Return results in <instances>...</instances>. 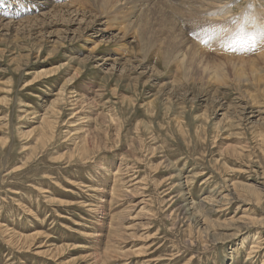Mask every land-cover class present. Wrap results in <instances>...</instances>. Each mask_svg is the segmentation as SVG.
I'll return each mask as SVG.
<instances>
[{
	"label": "rangeland",
	"instance_id": "1",
	"mask_svg": "<svg viewBox=\"0 0 264 264\" xmlns=\"http://www.w3.org/2000/svg\"><path fill=\"white\" fill-rule=\"evenodd\" d=\"M8 1L34 6L30 0ZM107 1L105 7L102 0L63 1L84 2L92 12L104 13L100 27L108 33L98 41L118 36L93 52L94 36L68 40L56 52L43 42L47 48L38 55L26 28L17 44L14 32L0 33V225L22 235L39 234L25 245L0 229V264H103L109 248L120 259L105 264H264V42L257 50L232 55L196 41L197 50L211 55L197 59L190 80L180 29L205 27L208 15L197 13L190 0H137L136 8L133 0ZM232 4L235 9L225 18L210 17L239 24L228 34L236 32L229 46L238 48L236 42L245 38L241 26L247 30L249 19L264 25V0ZM167 17L170 23H164ZM216 42L211 46L219 49L222 41ZM122 43L134 46L133 52L117 50ZM108 55L106 62L98 60ZM114 58L124 60L112 66ZM26 61L33 65L21 67ZM213 65L223 68L217 74ZM41 69L51 71L34 79ZM240 69L244 74L237 79ZM194 82L204 101L189 99L184 88L178 108L166 89ZM63 88L66 92H59ZM59 95L66 99L57 104L53 134L41 142L36 134L41 117ZM189 202L195 204L191 212L199 211L202 234L191 214L189 221L182 212Z\"/></svg>",
	"mask_w": 264,
	"mask_h": 264
},
{
	"label": "bare ground",
	"instance_id": "2",
	"mask_svg": "<svg viewBox=\"0 0 264 264\" xmlns=\"http://www.w3.org/2000/svg\"><path fill=\"white\" fill-rule=\"evenodd\" d=\"M79 1L81 2V0H79ZM130 1H132V0H126V3H129ZM133 1H134V4H137V5L134 6L136 8L138 6V3H137L138 1L137 0H133ZM193 1H195V2H192L190 0V5H195V7L197 8V10H196L197 13H199V14L205 13L208 16H222L223 18H225L228 13L234 11L233 9H235V7L233 6L232 3H236L237 0H193ZM21 2H22V0H21ZM30 2L32 4H35L34 7H32V11H31V14L32 13H35V14L29 15V16L27 15V17H24L22 19L21 18L19 19V17L21 16V14L19 12V9H15L11 14H7V13L3 14V13H1V11L2 12H5V11L8 12L9 9H10V5H12V4L8 0H0V7L3 8L2 10H0V33H2V32H8V31L14 32V35H11V36H13V37L16 38L15 40H16V44H17L18 41L21 38V35L23 34V32H24V30L26 28V30L28 31V33H30L31 36L32 35L34 36L33 37L34 38V41L32 42L33 44L31 45L32 46V49L31 50L34 51L35 50V47H38V49H37L38 52H39V53H37L38 55L40 54V52L42 53L47 48V47H45V45L43 44V42L44 43H49L50 44V47L52 48V49H50V51L56 52L57 50L63 48L65 42L68 41V40L70 41L69 43L76 42L77 40L78 41L79 40H83V41L86 42V39H87V41H91L87 37H93L94 36V37H97V38H96V40L94 39V42H93L94 43V46H93V48L91 50L93 52L94 50L101 48L102 45H111L113 43V41L115 42L116 39L118 38L117 35L116 36H112V39H111L112 41L110 42V41L106 40L105 42H107V43H105L103 40H101V41H98L97 40L98 38L105 37L107 35V33H108V31H106V29H102L100 27V25L102 24V21H101L100 18L103 17L104 13H102V12L101 13H94V12H92L87 7V5H86L87 3H84L83 2V3H81L79 5V3H80L79 2L78 3L79 6H76V4H74V3L58 2L57 0H36V1L30 0ZM107 2H108L107 0H102L101 7L107 6V4H106ZM229 6H231V7H229ZM73 7H74V9H73ZM81 7H82V9H81ZM228 7H229V10H228ZM191 10H192V7L190 6V11ZM147 11H150V10H147ZM262 12H263L262 22H264V11H262ZM87 13H91V16L87 17ZM168 15H169V17L171 19H173L175 22H178L180 24L178 17L173 12H168ZM28 17H32V20L30 18H28ZM65 18H67V19H65ZM170 18H168V17L165 18L164 19V23H166V22H169L170 23V21H171ZM17 19H19L20 21L17 20ZM69 19H71V20H70V22L67 23L68 25H65V27L63 28L62 27L63 22L66 21V20H69ZM233 21H235V20H233V18H227L226 20H224V22H217L218 25H216L214 27H210L208 25H206L205 27L199 26L198 28L190 27V29H187L186 32H184L182 29H180L181 32L184 33V37L186 39V43L185 44H187V48H188V49L185 50V46L183 47V54H184L185 57L188 56V54L190 56V61L188 62L189 63V66H190V69H192V71H190V80H194V78H195V75H194V72L193 71L196 70V69H198L199 64L197 63V59L198 58L199 59H204V56L211 55V53L207 52L205 49H202L200 47L199 48L201 49V51L197 50V48H196V39H194V37L195 36L196 37H200V34H203V32L205 34L207 32H209L210 35H207L206 34V36L203 37V35H204L203 34L202 35V38L203 39H201V40H205L208 36H210V38H212V36L217 33V31L220 29V27H221V29L223 31H228V32H230L231 30L232 31L233 30H236L237 29V26H239V24L235 25L233 23ZM131 24H132V22H130V20H129V25H131ZM73 25H75V26H73ZM200 29L203 30L201 33H199V30ZM60 31H63L64 35L59 36V32ZM189 33H190V38L188 37V34ZM235 33L231 34L229 37L227 36L225 38H219V39H217V42L216 43L218 44L220 41H222V48L221 49L222 50L225 49L226 51H229L232 48V47L229 46V40L233 37V35ZM40 35L41 36H44L45 35L46 37L45 38L39 37ZM69 35H72L73 37L70 38ZM240 35H243V34H240ZM124 36L125 35L121 36V39H124L125 38ZM39 38H41V39H39ZM46 38H48V39L45 40ZM263 40L264 39L262 37L260 38V40H257L256 45H255V48H257L260 45L262 46L263 45V42H264ZM4 41H6V39H4ZM53 43H55V45H53ZM239 47L238 48H235L236 50H231V51L244 50V49H241V48H243V47H241V44H239ZM117 50H123V51L126 50V51H129V52H133L134 46H128V45H124L122 43V45L120 46V48H118ZM156 54H159V51H157ZM30 55L31 54H27V57H29ZM38 55H37V58L39 57ZM262 55L264 56V53H262ZM34 56L35 55H33V57ZM232 57L233 56H231V58ZM259 57H262V56L259 55ZM109 59H110V56L109 55L106 58H104V57H99L98 58V60H103L104 62H106ZM240 59H242V61H244L243 59H245V58H240ZM121 60H124V58L123 59L122 58L121 59L114 58L113 59L112 66H115V64L118 61H121ZM36 61H38V60L36 59ZM81 61H83L84 64H85L88 61V59L81 60ZM127 61H128V59H127ZM28 62L29 61H26L25 63L22 62L21 67H23L26 63H27V66L33 65L31 63H28ZM71 63H72L71 61H68L66 67L68 68L69 66H71ZM148 66L149 65H147V67ZM175 66H177L176 68H177V74H178V72H180V70L182 68V62H179L178 64H175ZM213 68H217L216 70H217V74H218V71L221 70L223 68V66L221 68H219L218 66L213 65ZM122 69L123 70H126V63H123ZM153 70H154V67L151 69V71H153ZM49 71H51V70H48V71L42 70V72H38V74L36 73V76L34 77V79L36 77L40 76V75L49 73ZM31 72L32 71L29 72V70H28L26 72V74H29ZM243 74H244V71L241 70V69L235 71V76L237 77V79H240L243 76ZM152 76H154V75H150L149 77H152ZM34 79H32V80H34ZM32 80H29V81L32 82ZM237 81H239V80H237ZM184 88H185V91L187 93V96H190L189 99H192L193 101H196L197 99H198V101H200V100L204 101L203 97H204L205 93L202 92L200 94L199 91H197V89H195V82L192 85L190 83V87L189 88H187V87H180V88H178L176 90H171L170 92L166 89V94H169V97L171 98V100L172 99L176 100V103L178 104V108H181V106H179V105H180V102L183 101V98L180 97V96H182L183 93H185V91H183ZM66 89L67 88H65V89L63 88L59 92L65 93L66 92ZM206 92H208V91H206ZM101 94L102 93H97V94H95V97L99 98V97L102 96ZM65 96L66 95H59V97L56 100H54V101L51 102L52 104L45 111L44 116L41 117V121H40V124H39L38 132L36 130H33L31 132V134H32L33 132L36 131L37 140H39V141L42 142L46 137L49 136V134H53V130H54V126H55V122H54L55 118H54V115L56 116L59 113V109L57 108V104H60L62 101H64L66 99ZM222 98L224 99V97H222ZM222 98H220L219 100L222 101ZM93 101H97V100H93ZM70 104H72V102ZM236 105H237V103H236ZM220 106L223 108L224 103L221 102L220 103ZM226 107H229L230 109H227ZM232 107H233V103L232 102L228 106H225L226 112L229 113V111L231 109H233ZM238 107L241 108L242 111H245V108L242 105H239ZM95 109L96 108H94L93 111H95ZM248 113H251V112H247V115H248ZM253 115L254 114L251 113V116L250 117H253ZM261 136L264 137V134H262ZM261 136H259V137H261ZM88 142L89 141H86L81 146L82 150H81L80 153H81L82 159H83V156L86 154L84 148L89 145ZM234 151H237V149L235 148ZM118 170H119V168H118ZM115 177L116 176L114 175V178ZM130 177H132V176H130ZM128 179H130V178H128ZM116 181H118V180H116ZM125 182H126V180H125ZM124 183H122V184H124ZM142 183H144V182H142ZM142 183H141V185H142ZM181 183H179L180 186H182ZM146 184H147V182H146ZM235 186H239V185L235 183ZM244 186H245V188H247L250 191L256 192L258 194L261 193L259 191L260 189H257L255 187H251L249 185H244ZM116 188H118V187H116ZM119 188H120V186H119ZM113 190H115V189H113ZM123 190H125V188ZM116 191H118V190H116ZM190 192H188V193H190ZM209 193L211 195H213V193H211V192H209ZM125 194H126V192H124L123 194L121 193L119 195H125ZM133 194L131 193V195H133ZM102 195H103V193H102ZM226 195H225V197H226ZM186 200H187V198H186ZM257 200H259V199H257ZM140 202H141L140 204H145L146 203V200L145 199H142ZM191 203L192 202H189V203L184 204V206L182 208V212L187 215V218H188L189 221H190V214H191V219H192V222L191 223H194L195 226L197 225V228H198L197 229V233L202 234L203 233V230L201 229V227H199V225H200V223L202 221V220L198 219V213H199V211H196L195 213L194 212H191V210H194V208H195V204H191ZM244 222L246 223L247 226H249L248 225V221H244ZM115 224H117V225H115V227H116V229H118V233H119L120 230H121V228H122V226H121V224L118 221ZM113 226H114V224H113ZM0 229H4V232H7L8 234L11 233V236H10L11 237V239H10L11 241H14V237L13 236H17V237H20V239H22L24 241L25 245H27V244L29 245L28 239H31V240H34L35 241V239H33L35 234H37V237H39L38 236L39 235L38 233L22 235V234H19V233L15 232V231H12V230H10L7 227L2 226V225H0ZM114 236L115 235L112 234L111 237H109V238L112 239ZM254 249H253V251H254ZM250 250H252V249H250ZM259 250H260V248H259ZM42 252L45 253L44 251H42ZM249 254H251V253H249ZM132 257L133 256L129 255L126 259H131ZM105 258L106 259H108V258H110V259H120L119 256L116 255V254H114L110 248L109 249H106V251H105ZM94 259H96L95 261L98 262L97 260H100V257L98 256V257H96ZM106 259L103 261V264H105Z\"/></svg>",
	"mask_w": 264,
	"mask_h": 264
},
{
	"label": "snow or ice",
	"instance_id": "3",
	"mask_svg": "<svg viewBox=\"0 0 264 264\" xmlns=\"http://www.w3.org/2000/svg\"><path fill=\"white\" fill-rule=\"evenodd\" d=\"M247 23H248L247 30H245L243 26H241L240 28L242 32H245L244 40L242 42L237 41L236 43L241 44V47H243L245 51L255 50V45L257 40L261 37H264V25L257 24V22L254 19H249ZM230 47H232L233 50H236L234 45Z\"/></svg>",
	"mask_w": 264,
	"mask_h": 264
}]
</instances>
